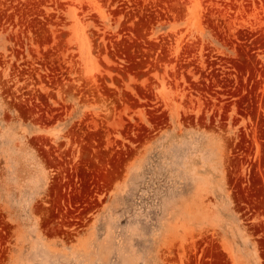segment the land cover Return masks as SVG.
Here are the masks:
<instances>
[{
    "label": "rangeland",
    "instance_id": "1",
    "mask_svg": "<svg viewBox=\"0 0 264 264\" xmlns=\"http://www.w3.org/2000/svg\"><path fill=\"white\" fill-rule=\"evenodd\" d=\"M0 264H264V0H0Z\"/></svg>",
    "mask_w": 264,
    "mask_h": 264
}]
</instances>
